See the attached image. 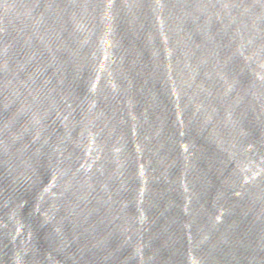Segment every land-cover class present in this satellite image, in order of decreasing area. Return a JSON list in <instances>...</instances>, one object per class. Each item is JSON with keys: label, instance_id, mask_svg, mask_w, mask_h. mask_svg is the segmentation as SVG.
<instances>
[{"label": "water", "instance_id": "obj_1", "mask_svg": "<svg viewBox=\"0 0 264 264\" xmlns=\"http://www.w3.org/2000/svg\"><path fill=\"white\" fill-rule=\"evenodd\" d=\"M0 264H264V0H0Z\"/></svg>", "mask_w": 264, "mask_h": 264}]
</instances>
